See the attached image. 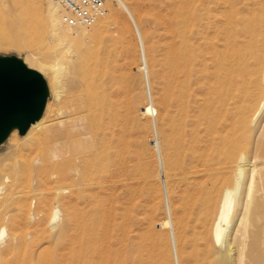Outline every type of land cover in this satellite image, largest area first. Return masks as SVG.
<instances>
[{
	"label": "bare ground",
	"instance_id": "obj_1",
	"mask_svg": "<svg viewBox=\"0 0 264 264\" xmlns=\"http://www.w3.org/2000/svg\"><path fill=\"white\" fill-rule=\"evenodd\" d=\"M109 1L125 11L136 29L141 69L147 85L148 103L143 106L142 116L156 117L139 22L126 0H108L107 3ZM12 3L21 22L19 27L25 31L34 28L33 21L28 18L31 1L12 0ZM177 13L178 18L172 21L170 30L173 39L168 50L164 104L174 102L177 108L176 115L168 117L171 137L174 126L179 130L189 128L190 152L196 167L194 180L188 183L191 185L190 192L187 190L188 198L181 197L179 205L174 207L175 221L164 179L169 218L166 226L160 227L168 228L170 232L174 264H182L181 241L189 237L192 220L206 226L216 215L213 238L220 243L226 232L223 223H229L233 204L240 193L244 211L237 221L233 240L241 242L242 253L239 251L238 259L242 264L250 207L257 197L263 200L264 206V158L248 159L245 137L260 104L259 90L264 82V0H179ZM66 15L62 6L51 2L49 16L54 27L61 31V41L69 47L76 85L69 96L63 97L57 76L52 75L50 87L46 82L48 97L54 96L57 102L51 105L47 101L41 118L30 126L26 136L38 141V150L31 153L30 159L15 163L6 172L0 171V195H7L0 203L7 208L14 207L0 216V241L7 228L12 235L10 241L1 246L3 259L0 264H7L4 258L13 254L22 242L17 215L27 212V201L32 194L20 196L16 201H11L10 196L23 185L28 171L34 175L33 181L38 187L44 188L34 191L32 197L38 199L39 209L54 208L53 221H61L57 226L56 243L63 244L70 239V255L57 257L51 245L45 249L50 253V259L40 258L39 264H130L129 255L124 256L118 248L112 249L111 256L103 255L106 232H102L106 220L102 196L110 192L109 185L126 169L133 149L127 139L130 135L128 126L135 121L138 101L130 92V83L135 76L123 72L131 62L130 30L120 23L118 14L109 11L91 31L70 28L63 20ZM111 21L119 31V38L102 48L103 30ZM82 40L93 46L86 49L72 46ZM21 61L30 69L35 66L29 60ZM161 77L165 80L164 75ZM113 93H117L118 98L114 99ZM17 130H12L9 139H15ZM156 132L163 166L158 129ZM168 157V165L176 167L177 162ZM131 160L132 172L152 182L148 192L154 203L152 213L157 215L161 209L159 189L154 182L156 173L144 157ZM85 207L92 208V212ZM28 217L35 219L29 214ZM144 237L156 242L157 247L154 245L153 248L159 250L160 264H167L163 232L145 234ZM140 261L143 262L141 258Z\"/></svg>",
	"mask_w": 264,
	"mask_h": 264
},
{
	"label": "rangeland",
	"instance_id": "obj_2",
	"mask_svg": "<svg viewBox=\"0 0 264 264\" xmlns=\"http://www.w3.org/2000/svg\"><path fill=\"white\" fill-rule=\"evenodd\" d=\"M29 1L32 3V8L28 18L31 22L33 21L34 28L25 31L19 27L21 22L15 15L16 10L13 8L12 0H0V44H2L0 46V57L18 58L25 62L28 60L33 62L35 66L32 69L44 77L49 87L51 86L52 75L57 76L62 96L67 97L76 85L69 47H66L61 41V31L54 27L49 16L51 2L49 0ZM126 1L132 8L137 23L139 22L138 25L144 38L156 117L142 116V109L148 103L146 99L147 85L146 82L144 83L145 79L141 69V52L136 29L125 11L117 3L109 1L108 11L110 14H118L120 23L126 25L130 30L128 38L132 46L131 62L123 72H131L135 76L130 83V92L136 96L138 101L136 102L135 121L128 126L130 135H128L127 141L133 147L130 153L132 155L128 159L124 173L122 172L116 177L115 181L113 180L115 184L112 182L113 184L109 185L108 190L110 192H105L102 196L106 218L105 225L102 228V232L104 230L106 232L105 242L103 241V255L105 257L111 256L112 249L118 248L124 256L129 255L130 264H160L159 250L153 248L154 245V247H157L156 242L150 240L151 238L144 237V235L163 232L166 262L167 264H174L173 248L169 243L170 232H168V228L163 229L160 227V225L166 226L167 218H169L164 179L166 178V185L169 189L170 205L171 208L173 207L172 211H174L172 217L175 221L177 212L174 207L179 205L178 201L181 197L188 198L189 186H191L188 183L194 180L193 171L196 167L190 152L189 128L179 130V127L174 126V136L171 137V124L168 117L176 115L177 108L174 102L169 105L164 104L166 73H168L167 62L169 61L168 50L173 39L170 30L172 21L174 22L178 18L179 0ZM41 7L42 9H40ZM67 29V27H64L65 31H68ZM91 29L92 27L84 30L91 31ZM103 35L104 43L100 45L102 48L110 46L113 41L119 38V31L112 21L108 27L104 28ZM76 45L82 49L93 46V44L86 43L83 40L80 41V44L74 43L72 46ZM94 47L99 46L94 45ZM121 63H125V57L121 59ZM163 75L165 80L161 79ZM259 91L261 95L260 104L253 115L250 129L245 135L248 147L247 157L250 160H253L254 157L264 158V82ZM113 96L114 99L118 98L117 93H113ZM47 101L51 105H55L57 102L52 95L48 97ZM156 129H158L160 137L163 166L157 144ZM28 133L21 135L17 130L15 139H9V135L5 142L0 145V171L6 172L15 163H22L30 159L31 153L34 154L38 150V141L34 137L26 138ZM173 146L175 151L172 149ZM166 156H169L168 158L171 160L174 159L177 166H169ZM140 157H144V161L151 164L152 170L157 176V180L154 182L159 189L158 202L161 209L157 215L152 213L154 203L148 192L152 182L132 172L133 162L131 159L137 161ZM28 172L25 173V182L11 194L10 200L16 201L20 196L32 194L27 201L26 210L30 217H35V219H28L26 211L21 212L20 216L17 212L15 213L18 214L20 220L19 234L22 242L13 254L11 253L12 256L10 254L5 257L6 259L4 258L3 261L7 264H39L40 258L50 259V253L46 252L45 249L51 247V245V248L55 249L57 257L62 254L70 255L68 250L70 247L69 238L63 244L56 243V232L59 229L57 226L61 221L58 220L57 223L53 221L54 208L41 211L38 199L32 198L35 196L34 191L44 188L38 187L37 182L33 181L35 179L34 175L31 171ZM6 196L0 195V200L2 201ZM237 197V202L233 204L234 210L230 215L229 223H223L226 232L220 243H217L213 238V225L216 215L209 220L206 226L194 219L192 220L189 226V237L187 239L183 238L181 241L182 252H180V257L183 256L182 264H241L238 259V256L242 253L241 242H234L233 240L237 221L240 219L242 211H244L241 194L238 193ZM0 204V216L6 211L14 209V207L7 208L3 202ZM85 209L92 212L90 207H85ZM61 215L60 219H62ZM0 228L1 234V225ZM247 232L244 262L242 264H264V206L263 200L259 197L255 198L250 207L247 217ZM11 236V230L7 228L6 234L0 241V261L3 259L1 248L10 241ZM145 248L148 250H145ZM140 258L143 261L142 263Z\"/></svg>",
	"mask_w": 264,
	"mask_h": 264
},
{
	"label": "water",
	"instance_id": "obj_3",
	"mask_svg": "<svg viewBox=\"0 0 264 264\" xmlns=\"http://www.w3.org/2000/svg\"><path fill=\"white\" fill-rule=\"evenodd\" d=\"M48 100L44 77L18 58L0 57V145L17 128L25 135Z\"/></svg>",
	"mask_w": 264,
	"mask_h": 264
},
{
	"label": "built area",
	"instance_id": "obj_4",
	"mask_svg": "<svg viewBox=\"0 0 264 264\" xmlns=\"http://www.w3.org/2000/svg\"><path fill=\"white\" fill-rule=\"evenodd\" d=\"M62 6L67 15L64 23L70 28L90 29L108 12V0H49Z\"/></svg>",
	"mask_w": 264,
	"mask_h": 264
}]
</instances>
